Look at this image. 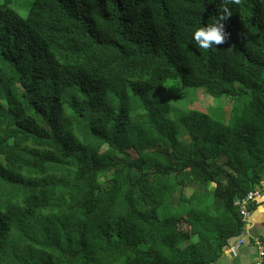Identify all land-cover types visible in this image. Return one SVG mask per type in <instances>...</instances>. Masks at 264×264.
Wrapping results in <instances>:
<instances>
[{"label": "trees", "instance_id": "16d2710c", "mask_svg": "<svg viewBox=\"0 0 264 264\" xmlns=\"http://www.w3.org/2000/svg\"><path fill=\"white\" fill-rule=\"evenodd\" d=\"M14 1L0 264L218 261L245 229L235 199L264 179V0L229 4L230 38L207 51L193 34L222 0H31L25 17ZM171 78L235 100L228 120L169 116Z\"/></svg>", "mask_w": 264, "mask_h": 264}, {"label": "rangeland", "instance_id": "374dc122", "mask_svg": "<svg viewBox=\"0 0 264 264\" xmlns=\"http://www.w3.org/2000/svg\"><path fill=\"white\" fill-rule=\"evenodd\" d=\"M1 2L2 0H0V3ZM30 3L31 0H16L11 3V7H13L21 16L25 17L29 10ZM164 96L171 103L172 110L169 112V116L173 118L185 114L190 109H197L202 112H207L216 118H224L225 120H228L232 108V101L235 102V100L228 96L214 97L210 94H207L202 88L188 87L182 89L179 78H171L168 80V92ZM244 101L245 100H243L241 103ZM261 202L262 203H259V206L256 210L257 213L254 212L256 214H253L251 220L253 218L255 221H257V216H260V212L264 205V195L262 196ZM258 227L261 232V229H263L261 228L262 225L260 227L258 224ZM231 242L234 243L236 240L232 239ZM231 242H229L228 246L231 245ZM244 247L245 244L239 247L238 259H242V264H252L257 258L253 254H244ZM253 247L254 252L257 254V247Z\"/></svg>", "mask_w": 264, "mask_h": 264}, {"label": "clouds", "instance_id": "9594fccd", "mask_svg": "<svg viewBox=\"0 0 264 264\" xmlns=\"http://www.w3.org/2000/svg\"><path fill=\"white\" fill-rule=\"evenodd\" d=\"M240 3L241 0H222L221 7L217 9L218 14L215 16L214 22L201 26L194 32L193 39L201 49L207 51L227 43L231 34L226 30L225 21L233 15L228 5H239ZM231 47L234 48L235 45Z\"/></svg>", "mask_w": 264, "mask_h": 264}, {"label": "built area", "instance_id": "2783aa9c", "mask_svg": "<svg viewBox=\"0 0 264 264\" xmlns=\"http://www.w3.org/2000/svg\"><path fill=\"white\" fill-rule=\"evenodd\" d=\"M264 195V179L262 182L251 189L244 197L235 199V205L238 206L239 211L242 215L243 221L245 222L244 232L236 238V242L228 246L234 254L239 252V247L246 243L245 235L248 233V224L251 221L255 209L252 208L254 202H258ZM253 244L257 247V259L254 264H264V240L261 237H255Z\"/></svg>", "mask_w": 264, "mask_h": 264}, {"label": "crops", "instance_id": "0c3cea01", "mask_svg": "<svg viewBox=\"0 0 264 264\" xmlns=\"http://www.w3.org/2000/svg\"><path fill=\"white\" fill-rule=\"evenodd\" d=\"M261 199L257 202L258 206H259V203H262ZM258 206H257V208H258ZM257 208L255 209L256 213H257V211H256ZM256 213H254V214H256ZM260 216H257V221H255V219L252 218V220L249 222V224L247 226L248 227V233L245 235L246 243H245V247L243 248V251L245 252L244 254H253L255 257H257V255L254 252L253 240L255 237H261V236L264 237V232H263L264 231V205H263L262 210L260 212ZM258 224L260 225V227L262 225L261 228H263V229H261V232L259 230ZM250 245H252V246H250ZM238 258H239V252L237 254H234L232 252V250H230L226 247L224 254L221 256V258L212 264H240L242 259H238Z\"/></svg>", "mask_w": 264, "mask_h": 264}]
</instances>
